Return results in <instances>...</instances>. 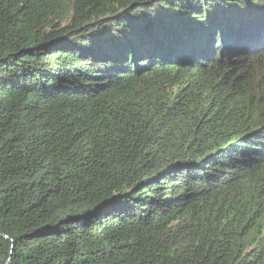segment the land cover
<instances>
[{
  "label": "trees",
  "instance_id": "obj_1",
  "mask_svg": "<svg viewBox=\"0 0 264 264\" xmlns=\"http://www.w3.org/2000/svg\"><path fill=\"white\" fill-rule=\"evenodd\" d=\"M0 264H264V0H0Z\"/></svg>",
  "mask_w": 264,
  "mask_h": 264
},
{
  "label": "water",
  "instance_id": "obj_2",
  "mask_svg": "<svg viewBox=\"0 0 264 264\" xmlns=\"http://www.w3.org/2000/svg\"><path fill=\"white\" fill-rule=\"evenodd\" d=\"M212 19H213V20H219V19H218L217 17H215V16H214Z\"/></svg>",
  "mask_w": 264,
  "mask_h": 264
}]
</instances>
